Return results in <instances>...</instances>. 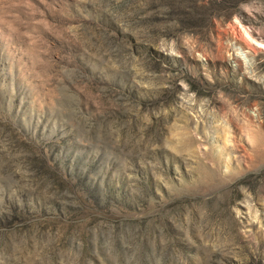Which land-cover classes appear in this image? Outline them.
Here are the masks:
<instances>
[{
    "label": "rangeland",
    "instance_id": "1",
    "mask_svg": "<svg viewBox=\"0 0 264 264\" xmlns=\"http://www.w3.org/2000/svg\"><path fill=\"white\" fill-rule=\"evenodd\" d=\"M240 26L264 0H0V264H264Z\"/></svg>",
    "mask_w": 264,
    "mask_h": 264
},
{
    "label": "bare ground",
    "instance_id": "2",
    "mask_svg": "<svg viewBox=\"0 0 264 264\" xmlns=\"http://www.w3.org/2000/svg\"><path fill=\"white\" fill-rule=\"evenodd\" d=\"M240 31L242 32V35L245 37V38H243L242 37V39H244L245 41H246V45H247V47L248 46H250V45H254L255 47H259V48H261V49H264V43H262V42H258L256 39H254L252 36H250L249 35V33L247 32V31H245L244 30V28H242L241 26H240ZM239 31V32H240ZM241 40V39H240ZM243 41V40H242ZM235 42H237V40L236 41H234V43ZM243 43V42H242ZM240 44H241V42H240ZM239 47V46H238ZM242 48V47H241ZM247 53V52H246ZM248 55H250L249 53H247Z\"/></svg>",
    "mask_w": 264,
    "mask_h": 264
}]
</instances>
